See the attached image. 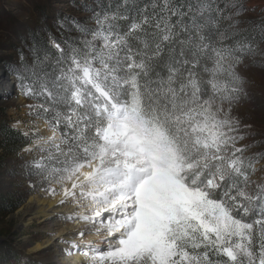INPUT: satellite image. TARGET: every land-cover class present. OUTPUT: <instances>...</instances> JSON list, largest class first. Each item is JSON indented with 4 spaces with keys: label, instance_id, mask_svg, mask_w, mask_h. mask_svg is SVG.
<instances>
[{
    "label": "snow or ice",
    "instance_id": "obj_1",
    "mask_svg": "<svg viewBox=\"0 0 264 264\" xmlns=\"http://www.w3.org/2000/svg\"><path fill=\"white\" fill-rule=\"evenodd\" d=\"M97 3L95 28L70 20L78 37L51 39L55 52L34 43L33 64L15 73L25 97L46 99L28 107L43 109L52 130L30 174L80 207L66 219L92 225L106 245L62 239L64 255L264 264V183L252 179L260 154L237 146L245 136L231 115L246 95L239 67L264 57V24L240 28V0L230 14L218 0Z\"/></svg>",
    "mask_w": 264,
    "mask_h": 264
},
{
    "label": "rangeland",
    "instance_id": "obj_2",
    "mask_svg": "<svg viewBox=\"0 0 264 264\" xmlns=\"http://www.w3.org/2000/svg\"><path fill=\"white\" fill-rule=\"evenodd\" d=\"M103 1L99 0V3ZM229 3L230 0H226L225 11L228 14L235 11L227 6ZM240 3L245 8L243 15L238 18L241 21L240 28L249 27L250 22L264 24V0H240ZM100 10L97 0H0V123L13 127L19 122L13 128L30 140V144L20 151L17 158H8L3 162L4 166L0 165V192L15 191L21 193L19 198L27 194L25 202L14 213L0 218V241L10 245L20 255V261L26 264H59L65 245L62 243L50 258L47 254L48 242L56 239L61 243L66 237V230L64 232L63 229L78 219L68 220L66 217L82 209L75 208L71 200H66L63 204H56L48 214L37 213L35 209L28 211L34 197L51 199V195L42 190L48 186L47 181L38 176L28 180L26 174L30 161L46 155L39 148L45 146L44 141L52 135V130L43 109L32 111L28 107L44 104L39 100L43 97H25L15 73L22 65L33 64L32 49L36 37L48 45L51 39L63 43L65 39L76 38L80 34L69 21L75 20L95 28L93 13ZM227 23L229 21H224L225 25ZM96 43L99 44V41ZM259 49L264 52V43L259 45ZM255 60V63L246 60L239 67L240 74L246 80V95L234 105L231 115L240 121L245 136L237 146H249L245 151L249 158H256L260 154L257 171L252 179L264 183V57L257 56ZM44 131H48L49 136ZM36 140L40 141L39 145L35 144ZM28 147H32L31 153L24 151ZM0 155H3L1 150ZM53 186L59 191V185ZM92 227H81L74 232L76 237L73 239L78 243L90 242L103 250L106 245L102 237L88 240L90 238L87 236H98L89 231ZM80 231L85 232L83 237H79ZM38 247L41 249L37 250ZM34 256L36 259L32 258Z\"/></svg>",
    "mask_w": 264,
    "mask_h": 264
},
{
    "label": "trees",
    "instance_id": "obj_3",
    "mask_svg": "<svg viewBox=\"0 0 264 264\" xmlns=\"http://www.w3.org/2000/svg\"><path fill=\"white\" fill-rule=\"evenodd\" d=\"M225 2L226 0H218L219 7L224 9L225 14H228V11H225ZM108 0H104L102 5L107 7ZM127 23L126 21H120L121 25ZM246 28H250L246 27ZM36 44L42 45L44 48L49 51L55 52V49H52L48 43L41 40L40 37H36ZM42 103L46 104V99H39ZM63 132V129H60V133ZM30 144V140L24 136L19 130L4 124L0 123V150L3 152V155H0V165H3L4 161L9 160L10 158H17L20 151ZM9 158V159H8ZM5 164V163H4ZM16 167H14L15 169ZM28 180L33 178L36 175L30 174V169L27 167ZM21 193L17 192H0V218H5L8 214L14 213L27 199V194L21 196L23 198H19ZM19 195V196H18ZM0 264H26L24 261H20V255H18L15 251H13L12 247L8 245L6 242L1 243L0 241Z\"/></svg>",
    "mask_w": 264,
    "mask_h": 264
},
{
    "label": "bare ground",
    "instance_id": "obj_4",
    "mask_svg": "<svg viewBox=\"0 0 264 264\" xmlns=\"http://www.w3.org/2000/svg\"><path fill=\"white\" fill-rule=\"evenodd\" d=\"M44 129H45V126H44ZM44 133L49 136V132L48 131H44ZM50 137V136H49ZM49 197V196H48ZM51 199H40L38 197H34L33 199H31L30 201V207L28 209V211H31V209H35L36 212L40 213V214H48L49 212H51L53 210V208H55L54 206L58 203H60V200H61V196H50ZM35 205V208H33V206ZM78 206H75V208H77ZM82 211V210H80ZM38 215V214H37ZM80 220H74L72 222V224L70 226H67L63 229V231L65 232L66 230V237L65 239H73L74 236L76 237L75 235V231L79 230L81 227H84V226H87V225H90L88 224L87 222H84V221H80ZM76 222V223H75ZM88 240H95L97 238H100L101 236H87ZM63 244L60 243V241H57L56 239L55 240H50L48 242V246H47V254L50 256V258H52L51 256L56 253L59 249L60 246H62ZM41 248H37V250H39ZM59 264H85V261L83 259L82 256L79 255V250H77V255L76 256H73V257H67L64 255V252H63V255L61 256V259H60V262Z\"/></svg>",
    "mask_w": 264,
    "mask_h": 264
},
{
    "label": "built area",
    "instance_id": "obj_5",
    "mask_svg": "<svg viewBox=\"0 0 264 264\" xmlns=\"http://www.w3.org/2000/svg\"><path fill=\"white\" fill-rule=\"evenodd\" d=\"M32 258H33V259H36V258H35V256H34V257H32Z\"/></svg>",
    "mask_w": 264,
    "mask_h": 264
}]
</instances>
